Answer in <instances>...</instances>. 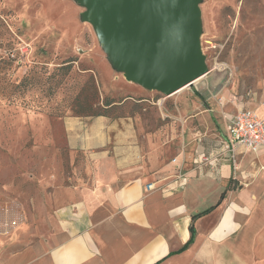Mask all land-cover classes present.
Segmentation results:
<instances>
[{"label": "rangeland", "instance_id": "1", "mask_svg": "<svg viewBox=\"0 0 264 264\" xmlns=\"http://www.w3.org/2000/svg\"><path fill=\"white\" fill-rule=\"evenodd\" d=\"M198 8L208 73L165 97L112 68L74 0H0V264L47 234L54 189L89 179L90 161L67 147L64 119L108 109L144 132L198 133L208 150L231 105L264 100V0Z\"/></svg>", "mask_w": 264, "mask_h": 264}, {"label": "crops", "instance_id": "2", "mask_svg": "<svg viewBox=\"0 0 264 264\" xmlns=\"http://www.w3.org/2000/svg\"><path fill=\"white\" fill-rule=\"evenodd\" d=\"M262 101L231 105L223 137L240 110L264 117ZM62 124L68 149L90 161L89 179L54 189L47 234L7 264H264L263 152L237 154L236 168L225 156L214 171L197 156L220 147L204 149L198 133L144 132L108 114ZM178 172L185 180L173 184Z\"/></svg>", "mask_w": 264, "mask_h": 264}, {"label": "water", "instance_id": "3", "mask_svg": "<svg viewBox=\"0 0 264 264\" xmlns=\"http://www.w3.org/2000/svg\"><path fill=\"white\" fill-rule=\"evenodd\" d=\"M114 70L171 96L208 73L200 48L201 0H74Z\"/></svg>", "mask_w": 264, "mask_h": 264}, {"label": "built area", "instance_id": "4", "mask_svg": "<svg viewBox=\"0 0 264 264\" xmlns=\"http://www.w3.org/2000/svg\"><path fill=\"white\" fill-rule=\"evenodd\" d=\"M260 105L264 108V100ZM218 145L220 147L219 153L201 154L197 156L198 163H208L212 170L216 171L220 162L227 156V161L231 163L233 168H236L237 154L245 152L264 153V117H258L249 110L238 111L229 119L225 135L218 142ZM181 180L184 181L185 178L178 172L174 177L173 184H177ZM153 187V184H150L147 190H152Z\"/></svg>", "mask_w": 264, "mask_h": 264}, {"label": "trees", "instance_id": "5", "mask_svg": "<svg viewBox=\"0 0 264 264\" xmlns=\"http://www.w3.org/2000/svg\"><path fill=\"white\" fill-rule=\"evenodd\" d=\"M111 115L110 112L108 111V109H106V111H103L101 114H97V115H90V116H100V115ZM84 117V116H81ZM192 237H193V228L191 227V239L188 242V244H190L192 242Z\"/></svg>", "mask_w": 264, "mask_h": 264}, {"label": "bare ground", "instance_id": "6", "mask_svg": "<svg viewBox=\"0 0 264 264\" xmlns=\"http://www.w3.org/2000/svg\"><path fill=\"white\" fill-rule=\"evenodd\" d=\"M184 89H185V88H184ZM181 90H182V89H181ZM181 90H180V91H181ZM178 92H179V91H178ZM176 93H177V92H176ZM176 93H175V94H176Z\"/></svg>", "mask_w": 264, "mask_h": 264}]
</instances>
